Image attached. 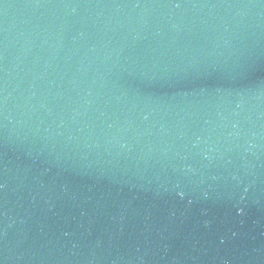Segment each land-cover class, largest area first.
I'll list each match as a JSON object with an SVG mask.
<instances>
[{"label":"water","instance_id":"water-1","mask_svg":"<svg viewBox=\"0 0 264 264\" xmlns=\"http://www.w3.org/2000/svg\"><path fill=\"white\" fill-rule=\"evenodd\" d=\"M0 264H264V0H0Z\"/></svg>","mask_w":264,"mask_h":264}]
</instances>
